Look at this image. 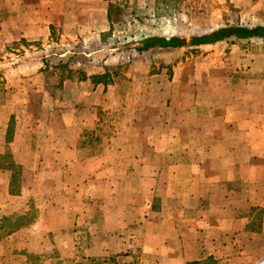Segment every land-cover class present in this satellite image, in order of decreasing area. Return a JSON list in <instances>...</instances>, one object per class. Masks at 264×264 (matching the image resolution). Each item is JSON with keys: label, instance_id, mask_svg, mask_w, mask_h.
Masks as SVG:
<instances>
[{"label": "rangeland", "instance_id": "1", "mask_svg": "<svg viewBox=\"0 0 264 264\" xmlns=\"http://www.w3.org/2000/svg\"><path fill=\"white\" fill-rule=\"evenodd\" d=\"M60 1L0 0V136L14 111L0 158L7 173L0 172V264H156L144 251L142 224L157 216L152 211L162 200L139 193L140 183L128 179L139 150L123 145L144 127L143 136L154 140L153 110L163 112L160 139L170 137L178 120L187 124L166 100L190 93V79L230 76L222 60L236 66L239 79L264 77L253 63L264 67V37L192 40L221 27L264 25V0ZM13 12L26 17L18 21L24 27L64 18L23 37L15 21L5 20ZM154 36H179L188 45L139 50ZM49 93L61 108L96 115L69 138L78 152H67V160L79 156L77 165L59 168L54 148L44 146L48 113L57 106ZM21 127L34 131L18 137ZM144 153L151 158L156 151ZM7 186L24 198L8 200Z\"/></svg>", "mask_w": 264, "mask_h": 264}, {"label": "crops", "instance_id": "2", "mask_svg": "<svg viewBox=\"0 0 264 264\" xmlns=\"http://www.w3.org/2000/svg\"><path fill=\"white\" fill-rule=\"evenodd\" d=\"M14 1L32 4L35 0ZM19 18L26 17L13 12L5 20L15 21L21 36L32 37L41 34L45 21L55 23L64 16L52 15L41 24L31 23L28 27L19 25ZM222 63L229 64L230 76L190 79L185 85L190 93L180 95L178 91L174 100H166L165 105L176 111V118L186 116L187 124L178 120L179 127L169 126L170 137L160 139L162 134L157 131L164 120L163 112L153 110L149 119L153 135L149 137L154 140L143 136L141 132L147 134L144 127L139 129L142 136L135 142L130 138L123 145L139 150L133 162L135 170L125 171L129 172L128 179L140 183L139 193L152 191L162 200V206L152 211L157 216L142 224L144 251L156 264H188L211 256L219 264H264V77L239 79L232 62ZM253 63L257 64L256 71L264 69L260 63ZM46 95L57 106L48 113L44 146L54 148L59 168L77 165L81 157L67 160V152H78L69 138L74 134L76 139V133L93 124L96 115L83 108L79 111V107L61 108L56 94ZM13 113L0 136V154L4 152L3 142L6 144L8 121ZM33 131L21 127L17 135H31ZM163 148L169 152L160 154ZM147 149L156 153L150 158L144 153ZM3 170L0 168V172ZM3 192L11 202L24 198L21 192L10 194L8 186Z\"/></svg>", "mask_w": 264, "mask_h": 264}, {"label": "trees", "instance_id": "3", "mask_svg": "<svg viewBox=\"0 0 264 264\" xmlns=\"http://www.w3.org/2000/svg\"><path fill=\"white\" fill-rule=\"evenodd\" d=\"M229 37H235L238 39H252L257 37H264V25H257L253 27L249 26H227L216 29L208 34L202 36H196L192 40L198 44H210L215 43L219 40H224ZM143 46L139 48V50H148L154 47H182L188 45L186 39L181 38L179 36H172L170 38H166L163 36H154L145 38L143 41ZM4 154H0V158H3ZM3 166L0 164V168ZM5 168V167H3ZM10 169L13 170L12 167ZM11 193H19L18 191H10ZM188 264H219L218 260H216L213 256L208 257L205 260H196L190 261Z\"/></svg>", "mask_w": 264, "mask_h": 264}]
</instances>
